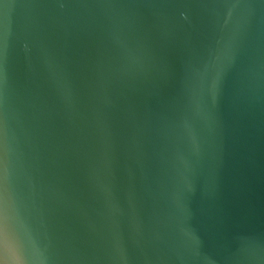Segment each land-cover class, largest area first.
<instances>
[{"label":"water","instance_id":"1","mask_svg":"<svg viewBox=\"0 0 264 264\" xmlns=\"http://www.w3.org/2000/svg\"><path fill=\"white\" fill-rule=\"evenodd\" d=\"M0 264H264V0H0Z\"/></svg>","mask_w":264,"mask_h":264}]
</instances>
